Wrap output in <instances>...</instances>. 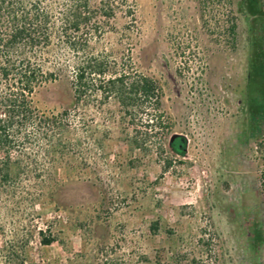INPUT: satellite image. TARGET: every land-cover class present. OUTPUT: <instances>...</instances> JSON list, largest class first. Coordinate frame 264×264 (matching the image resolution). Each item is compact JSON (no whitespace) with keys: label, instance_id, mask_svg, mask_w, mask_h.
<instances>
[{"label":"rangeland","instance_id":"rangeland-1","mask_svg":"<svg viewBox=\"0 0 264 264\" xmlns=\"http://www.w3.org/2000/svg\"><path fill=\"white\" fill-rule=\"evenodd\" d=\"M237 4L115 10L90 53L106 75L154 81L157 108H122L91 85L74 104L66 55L32 103L67 129L28 128L9 152L21 170L0 178V264H264V114L253 121L247 106L250 20Z\"/></svg>","mask_w":264,"mask_h":264},{"label":"trees","instance_id":"trees-1","mask_svg":"<svg viewBox=\"0 0 264 264\" xmlns=\"http://www.w3.org/2000/svg\"><path fill=\"white\" fill-rule=\"evenodd\" d=\"M121 4L127 0H0V149L5 151L1 179L16 177L21 170L20 157L11 159L9 152L29 140L21 137L24 131L32 127L67 129L56 117L41 121L44 115L32 103L38 88L65 74L62 61L66 55L75 57L70 76L74 104L91 85L122 108L140 99L158 107L160 93L154 81L140 75L131 78L125 72L106 75L111 68L107 60L90 53V44L101 38L104 25ZM237 10L250 20L246 100L256 121L264 114V0H238ZM97 80L99 85H93ZM169 146L181 155L185 141L173 136Z\"/></svg>","mask_w":264,"mask_h":264},{"label":"water","instance_id":"water-1","mask_svg":"<svg viewBox=\"0 0 264 264\" xmlns=\"http://www.w3.org/2000/svg\"><path fill=\"white\" fill-rule=\"evenodd\" d=\"M171 139H172V137H171ZM171 139H170V140H171ZM184 153H185V149H184V152H183L181 155H183Z\"/></svg>","mask_w":264,"mask_h":264}]
</instances>
